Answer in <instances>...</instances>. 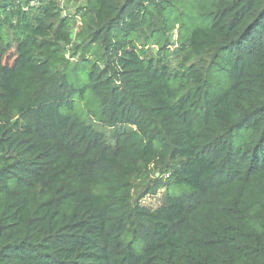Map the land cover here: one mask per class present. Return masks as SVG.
<instances>
[{
    "label": "trees",
    "instance_id": "trees-1",
    "mask_svg": "<svg viewBox=\"0 0 264 264\" xmlns=\"http://www.w3.org/2000/svg\"><path fill=\"white\" fill-rule=\"evenodd\" d=\"M61 1L0 0V264H264V0Z\"/></svg>",
    "mask_w": 264,
    "mask_h": 264
},
{
    "label": "rangeland",
    "instance_id": "rangeland-1",
    "mask_svg": "<svg viewBox=\"0 0 264 264\" xmlns=\"http://www.w3.org/2000/svg\"><path fill=\"white\" fill-rule=\"evenodd\" d=\"M85 0H62L61 1V6H62V10L64 12H67V13H72L76 10L77 7H80L84 4ZM151 51L152 52H155V48L152 47L151 48ZM124 128V127H122ZM121 127H115V130H120L122 129ZM104 134H105V138L106 140L109 142V143H112L114 140H113V133H114V130L111 129H105L103 130ZM156 174H153L150 176L148 182L152 183L155 179V176ZM137 184V190L138 191H141V186H140V183H136ZM148 201H146L147 203Z\"/></svg>",
    "mask_w": 264,
    "mask_h": 264
}]
</instances>
